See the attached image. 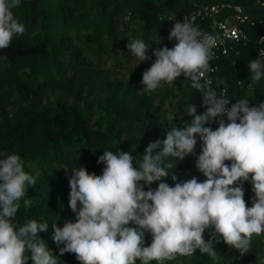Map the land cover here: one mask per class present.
Returning <instances> with one entry per match:
<instances>
[{
  "label": "trees",
  "instance_id": "obj_1",
  "mask_svg": "<svg viewBox=\"0 0 264 264\" xmlns=\"http://www.w3.org/2000/svg\"><path fill=\"white\" fill-rule=\"evenodd\" d=\"M212 1L216 0H22L13 10L26 30L22 36L13 37L10 47L0 49V153L20 155L23 170L36 177L35 185L28 186L19 201L16 221L22 224L32 219L48 224L47 231H38L37 239L45 242L57 264H79L75 254L61 255L63 245L58 246L52 238L54 224L62 228L66 220L76 221L68 207L72 170L84 166L89 174L102 175L104 165L97 161L104 151H129L138 165L149 143L160 141L157 151L162 150L170 116H175L174 126H182L192 119L186 116L188 104L197 106V114L206 110L200 107L201 94L191 89L183 76L151 94L142 90V74L154 56L148 55L151 59L137 69L129 67L121 76L105 63L104 55L119 49L123 24L133 34L140 32L147 44H155V38L168 44V34L183 12ZM232 1L261 19L262 24L247 27L249 38L240 47L237 66L229 58L217 62L216 78L227 83L228 107L241 99H249L250 107L259 106L264 102V78L249 87L247 64L256 59L257 39L264 33V0ZM123 53L129 52L126 49ZM214 63L210 61V65ZM238 79L241 85L236 84ZM224 120L227 124L226 117ZM205 126L216 130L219 125ZM195 138L194 153L173 161L169 170L177 180L166 177L161 182L174 186L193 177L204 181L195 167L202 142ZM225 164L230 166L231 161ZM57 171L62 179L56 188L53 179ZM157 187L154 182L144 190ZM243 190L250 208L254 196L251 176L243 183ZM129 226H133L131 222ZM212 232V228L204 232L206 242ZM144 240V247L150 246V232H145ZM213 243L219 252L218 264H260L264 257V234L253 237L250 251L243 257L222 240ZM27 264H32L31 259ZM165 264L213 261L197 250L191 257L178 256Z\"/></svg>",
  "mask_w": 264,
  "mask_h": 264
},
{
  "label": "clouds",
  "instance_id": "obj_2",
  "mask_svg": "<svg viewBox=\"0 0 264 264\" xmlns=\"http://www.w3.org/2000/svg\"><path fill=\"white\" fill-rule=\"evenodd\" d=\"M21 2L0 0V49L10 47L13 37L26 30L13 11ZM195 20L193 15L173 24L167 39L175 40V45L152 52L155 60L143 72L141 83L151 94L183 76L201 94L200 107L206 110L197 114V106L188 104L186 116L192 119L182 126H174L175 116H170L162 150L157 151L160 141L149 143L138 165L129 151H104L97 161L104 165L102 175L89 174L84 166L73 169L68 207L76 221L66 220L62 228L53 225V241L63 245L61 255L73 253L79 264H165L199 250L218 264L214 241L222 240L243 257L253 237L264 234V102L250 107L249 99H241L228 107L226 89L217 95L210 74L218 69L210 61L216 58L218 37L202 31ZM126 47L140 63L151 59L142 39L128 41ZM259 56L264 58V50ZM247 69L249 87L264 78V60H250ZM215 84L225 81L216 78ZM213 122L219 125L216 130L205 126ZM197 136L202 146L195 167L204 181L193 177L174 186L161 182L166 177L177 180L169 171L173 161L194 153ZM225 161H231L230 166ZM250 176L254 196L249 208L243 183ZM154 182L155 190H144ZM35 183L36 177L23 170L20 155L0 153V264H27L29 259L32 264H57L45 242L37 239L48 224L16 221L19 201ZM209 228L213 232L206 242L203 234ZM145 232L152 236L147 247Z\"/></svg>",
  "mask_w": 264,
  "mask_h": 264
},
{
  "label": "built area",
  "instance_id": "obj_3",
  "mask_svg": "<svg viewBox=\"0 0 264 264\" xmlns=\"http://www.w3.org/2000/svg\"><path fill=\"white\" fill-rule=\"evenodd\" d=\"M193 15L196 16L195 24L202 31L215 34L218 37L219 43L214 49L216 58L213 61L215 63L210 65L217 69H219L217 62L225 58H229L231 64L237 66V57L241 54L240 47L245 45L249 38L247 27L262 24L261 19L254 17L239 3L232 0H216L191 6L183 12L181 20L190 18ZM261 38H264V33L260 34L257 39L256 59L264 60V58L259 56L260 51L264 50V39ZM175 43V40H168V48H172ZM216 73L217 71L210 74L213 78L212 87L216 90L217 95L224 89H226L227 94L228 86L226 82L220 86L215 84ZM236 84L241 85L242 81L238 79Z\"/></svg>",
  "mask_w": 264,
  "mask_h": 264
},
{
  "label": "rangeland",
  "instance_id": "obj_4",
  "mask_svg": "<svg viewBox=\"0 0 264 264\" xmlns=\"http://www.w3.org/2000/svg\"><path fill=\"white\" fill-rule=\"evenodd\" d=\"M136 33V34H135ZM133 34V32H131V30L129 29V27H127V24H123L120 30V46L119 49H116L115 51L112 52V54L109 55H104V61L105 63H107L109 65V67L114 70L115 73L120 74L121 76H123L124 74H126V70H128V68H138V65L140 64V62L138 60H136L135 58H133L131 56L130 53H128V55H124L123 50L127 49V43L128 41H132L134 39H142L140 32L137 33L135 32ZM155 44H147L149 46V50L147 52V55H152V52L160 47H164L167 46V43L163 40H160L158 38L154 39ZM123 48V50H122ZM118 61H121V66H118ZM142 64V62H141ZM126 67V68H125ZM118 70V71H117ZM175 102V100H173V103ZM168 110H170V107H168ZM61 172H58L55 174L54 176V185L59 186V184H61Z\"/></svg>",
  "mask_w": 264,
  "mask_h": 264
}]
</instances>
